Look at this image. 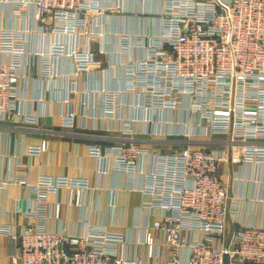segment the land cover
Listing matches in <instances>:
<instances>
[{
    "label": "built area",
    "instance_id": "1",
    "mask_svg": "<svg viewBox=\"0 0 264 264\" xmlns=\"http://www.w3.org/2000/svg\"><path fill=\"white\" fill-rule=\"evenodd\" d=\"M30 2L41 23L37 29H0V122L13 117L37 122L22 113L19 96L20 56L29 35L52 37L49 53L38 52L46 77H59L52 65L60 57L71 59L78 73L88 72L100 65L83 35L90 34L91 16L114 10L101 0ZM25 4L16 9L21 17ZM162 5L158 35H118V55L128 56L120 66L127 90L137 96L136 115L124 121L117 145L89 146L100 174L107 173L104 163L111 158L117 171L142 179L147 215L138 228L142 234L129 239L113 223L97 224L87 234L48 230L49 196L66 189L69 205L83 207L91 187L84 178L42 175L31 185L35 206L24 212L38 222L18 234L2 229L16 245L12 264H264V227L239 222L231 227L232 195L220 171L228 155L211 148L264 140V0H162ZM134 50L146 54L130 57ZM104 100L112 116L116 94L105 92ZM62 124L75 128L76 115H62ZM153 138L162 143L149 148L141 143H154ZM45 151L46 142L29 148L31 155ZM241 158L264 166V144H249ZM110 205L114 216L116 202ZM157 211L160 216L152 220ZM61 215L57 203L54 217Z\"/></svg>",
    "mask_w": 264,
    "mask_h": 264
},
{
    "label": "crops",
    "instance_id": "2",
    "mask_svg": "<svg viewBox=\"0 0 264 264\" xmlns=\"http://www.w3.org/2000/svg\"><path fill=\"white\" fill-rule=\"evenodd\" d=\"M25 1L22 8L25 15L21 17L16 9ZM30 1L0 0V29H37L41 23L34 18L35 9ZM101 1L114 7V10L104 17L91 16L90 34L82 38V43L92 49L100 66L78 73L71 59L60 57L52 65L53 73L59 77L50 79L43 75L45 58L38 52L49 53L52 37L43 39L37 33L31 34L25 50L21 52V110L24 115L34 116L37 122L30 125L14 117L0 122V264H12L16 249L15 243L2 229L8 228L18 234L24 226L38 222L37 218L24 212L28 207L35 206L31 185L36 184L42 175L84 178L91 187L85 193L83 207L69 205L66 189L49 196L51 218L47 221V228L50 231L87 234L97 224L113 223L134 240L142 234L139 226L147 222V215L142 210V179H131L126 173L117 171L115 160L111 158L104 163L107 173L100 174L99 162L91 156L89 146L117 145L123 138L120 129L124 121L136 115L134 104L137 96L127 90L124 69L120 65L128 56L118 55V35L146 33L151 38L158 35L161 31L158 15L163 9L162 0ZM94 24L98 26L100 35L93 28ZM93 29L95 34H91ZM137 54L141 56L146 52L139 50L137 53L134 50L130 57ZM65 73L69 74L68 79L64 77ZM102 91L116 94L112 116L106 114L110 106L104 100L105 92ZM71 113L76 115L77 125L65 128L62 115ZM152 141L156 144L149 141L141 143L148 148L162 143L161 139L153 138ZM44 142L47 143V151L38 155L29 153L30 146H40ZM249 144L261 145L264 140L233 146L220 143L211 147L226 151L228 155L220 171L232 195L229 219L234 229L238 222L264 227V166L241 161V154ZM111 202H116L118 209L114 216ZM57 203L62 204L60 219L54 217ZM159 216L157 211L152 220ZM155 235L163 238L159 232ZM142 252L145 251L142 249ZM146 261L151 262L149 259Z\"/></svg>",
    "mask_w": 264,
    "mask_h": 264
}]
</instances>
